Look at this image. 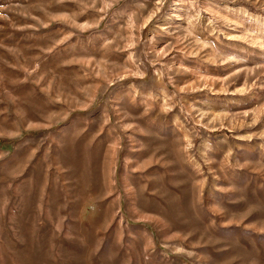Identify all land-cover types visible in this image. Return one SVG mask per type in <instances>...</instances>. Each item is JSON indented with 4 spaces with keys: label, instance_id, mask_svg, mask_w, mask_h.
<instances>
[{
    "label": "rangeland",
    "instance_id": "rangeland-1",
    "mask_svg": "<svg viewBox=\"0 0 264 264\" xmlns=\"http://www.w3.org/2000/svg\"><path fill=\"white\" fill-rule=\"evenodd\" d=\"M0 264H264V0H0Z\"/></svg>",
    "mask_w": 264,
    "mask_h": 264
},
{
    "label": "bare ground",
    "instance_id": "bare-ground-1",
    "mask_svg": "<svg viewBox=\"0 0 264 264\" xmlns=\"http://www.w3.org/2000/svg\"><path fill=\"white\" fill-rule=\"evenodd\" d=\"M210 7H212V5H209ZM218 13H221V11L222 10H226L228 13L229 12H232V11H238L239 13H241V14H247V15H250L246 10H244V9H238V8H235V7H230V6H228V5H219L218 6ZM246 16V15H245Z\"/></svg>",
    "mask_w": 264,
    "mask_h": 264
}]
</instances>
